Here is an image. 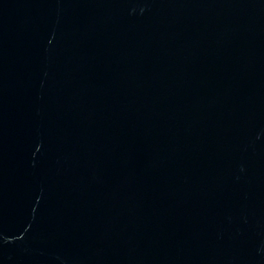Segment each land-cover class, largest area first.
Returning <instances> with one entry per match:
<instances>
[{
    "label": "water",
    "instance_id": "water-1",
    "mask_svg": "<svg viewBox=\"0 0 264 264\" xmlns=\"http://www.w3.org/2000/svg\"><path fill=\"white\" fill-rule=\"evenodd\" d=\"M0 264H264V0H0Z\"/></svg>",
    "mask_w": 264,
    "mask_h": 264
}]
</instances>
